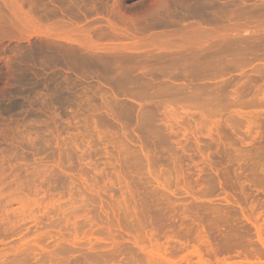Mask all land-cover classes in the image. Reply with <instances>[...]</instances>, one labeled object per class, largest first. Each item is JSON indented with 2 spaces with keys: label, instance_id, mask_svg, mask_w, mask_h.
Masks as SVG:
<instances>
[{
  "label": "rangeland",
  "instance_id": "rangeland-1",
  "mask_svg": "<svg viewBox=\"0 0 264 264\" xmlns=\"http://www.w3.org/2000/svg\"><path fill=\"white\" fill-rule=\"evenodd\" d=\"M122 1L0 0V264H264V0Z\"/></svg>",
  "mask_w": 264,
  "mask_h": 264
},
{
  "label": "bare ground",
  "instance_id": "bare-ground-1",
  "mask_svg": "<svg viewBox=\"0 0 264 264\" xmlns=\"http://www.w3.org/2000/svg\"><path fill=\"white\" fill-rule=\"evenodd\" d=\"M116 1H117V0H116ZM118 1H119V0H118ZM157 1H158V2H155V6H154V5H153L154 7L152 6L154 9H156V8L158 9L159 7H161L162 4H163V5L165 4V1H163V0H157ZM122 3H123V1L120 0V3H119V4H122ZM119 4H118V5H119ZM116 5H117V2H116ZM21 20H22V19H21ZM4 27H5V26H4ZM17 27H18V26H17ZM2 29H3V28H2ZM7 29H8V28H7ZM10 29H11V28H10ZM11 31H12V30H11ZM18 31H19V30H18ZM22 31L24 32V30H22ZM47 36H48V35H47ZM48 37H49V36H48ZM55 38H56V39L58 38V39L65 40V41H67V42H70V41L72 40L69 36H64V35L61 36V35H57V34L55 35ZM20 39H21V38H20ZM45 41H47V39H46ZM45 41L43 40V42H45ZM49 43H50V42H49ZM62 44H63V43H62ZM41 45H42V44H41ZM45 45H46V44H45ZM47 45H48V44H47ZM49 45H50V44H49ZM49 45H48V46H49ZM64 45H65V44H64ZM65 47H66V48H71V46L69 47V46H67V45H66ZM43 48H44V47H43ZM43 48H42V49H43ZM48 48L50 49V46H49ZM63 48H64V47H63ZM66 48H65V49H66ZM66 50H67V49H66ZM69 50H70V49H69ZM53 51H54V50H53ZM64 52H65V51H64ZM50 53H51V52H50ZM65 53H66V52H65ZM1 59H3V58H1ZM7 60H8V59H7ZM0 61H1V60H0ZM3 61L6 63L7 66L4 65V64H3V65L0 64V76H1V77H3V76H4V77H7V76H9V75L12 74V71H13V68H12V67H13V66H12V67H11V66L9 67V65L7 64V62L5 61V59H3ZM4 62H3V63H4ZM14 71H15V69H14ZM9 77H10V76H9Z\"/></svg>",
  "mask_w": 264,
  "mask_h": 264
}]
</instances>
